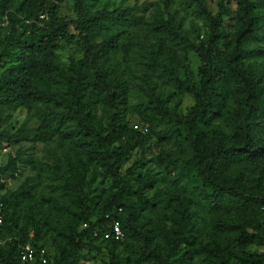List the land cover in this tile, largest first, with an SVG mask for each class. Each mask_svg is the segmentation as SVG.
<instances>
[{
  "label": "rangeland",
  "instance_id": "1",
  "mask_svg": "<svg viewBox=\"0 0 264 264\" xmlns=\"http://www.w3.org/2000/svg\"><path fill=\"white\" fill-rule=\"evenodd\" d=\"M218 1L168 0L166 9L162 0L83 1V16L96 10L135 7L137 20L125 27L121 36L130 47L128 52L105 51L97 57L99 68L116 69L114 78L126 87L124 102L108 104L103 92L92 86L91 71L83 68L87 90L82 105L87 122L103 128L114 116L131 139L132 148L116 170V180L126 188L118 202L121 208L116 211L112 203L113 191L104 168L85 158L88 138L76 129L74 118L64 117L59 126L62 135L41 143L31 139L40 123L33 111L20 105H1L0 134L9 135L22 124L28 131L23 138L2 139L10 151L3 152L0 144V165L12 154L18 170L1 190L13 191L26 178L28 191L24 197L16 194L6 205L8 217L0 226V250L13 238L32 234L55 264H149L143 255L149 250H157L162 258L181 264H220L210 250L211 244L226 255L227 264H264L258 237L238 246L243 255L227 247L240 230L250 232L241 224L261 210L256 199L264 194V154L244 158L229 157L224 152L238 147L237 126L244 122L239 108L245 109L244 103L233 96L230 71L235 66L251 64L261 76L264 64L263 54L249 52L253 48L264 51V29L238 43L234 32L249 11L255 14L257 24L264 26V0H222L224 34L218 41L223 53L219 75L222 101L217 117L206 124L194 121L191 132L142 107L153 95L175 115L188 114L193 97L179 92L174 79L197 82L199 60L194 52L185 50L186 42L197 44L203 40L207 31L203 12L214 14ZM17 2L0 0V39L7 31L2 6L13 10ZM57 3L59 16L65 20L74 18L73 0ZM158 10L163 18L170 17L174 30L152 29V18ZM99 39L98 34H85L89 45ZM232 48L237 55L230 59L227 54ZM81 56L78 40L60 43L53 52L55 62L64 67ZM43 59V54L27 56L33 62ZM10 63L12 59H3L0 71ZM147 64L150 68L143 83L141 77ZM43 115L44 122L53 123L52 111ZM65 133L69 137H64ZM256 136H260L258 132ZM133 163L135 167H130ZM81 203L90 220L99 214L103 220L118 215L122 240L115 244L94 241L73 252L66 240L79 230L83 219ZM188 229L190 237L173 233ZM61 257L65 259L58 261Z\"/></svg>",
  "mask_w": 264,
  "mask_h": 264
},
{
  "label": "trees",
  "instance_id": "2",
  "mask_svg": "<svg viewBox=\"0 0 264 264\" xmlns=\"http://www.w3.org/2000/svg\"><path fill=\"white\" fill-rule=\"evenodd\" d=\"M58 0H18L13 10L2 6L7 25L6 34L0 39V62L3 59H12V63L0 71V106L20 105L27 111H33L40 119V123L31 134V139L37 142L49 141L54 136H61L59 129L64 117H72L75 120L76 129L88 138L85 143L84 155L88 161L101 165L106 171L108 181L111 185L112 203L116 208H121L118 203L126 188L116 180L117 168L124 161L128 150L132 148L131 139L116 117L110 116L101 128L89 124L85 117L82 99L86 95L87 78L83 68L91 71V84L94 88L103 92L104 99L108 104L124 102L126 87L121 85L114 76L116 69L99 68L97 57L105 51H121L126 54L129 45L121 38L125 27L132 25L136 20L134 6L115 7L110 10H96L91 14L82 15L84 0H73L75 16L71 20H65L58 15ZM239 1V0H237ZM245 1V0H244ZM242 3V2H241ZM168 0H162V7L166 9ZM224 6L222 0L218 1L214 14L203 12V19L207 31L203 40L197 44L186 42L185 50L196 54L199 60L197 68L198 80L195 83L183 79H174V86L179 92L189 93L193 97V105L187 115H175L164 108L161 101L153 95L143 104V109L154 115H159L168 122L184 125L187 130L193 131L198 120L202 124L208 123L220 113L222 95L219 90L220 64L223 57L222 50L218 44L224 34L223 27ZM151 27L157 32L172 31L175 29L170 17L163 18L158 10L151 22ZM72 31H71V30ZM264 26L257 24L254 13L247 12L244 21H239L234 34L236 42L248 36L256 30H263ZM87 32L100 35L98 42L87 44L85 34ZM78 40L82 46V56L77 61H71L67 66L57 64L53 58V52L60 43L69 44ZM255 55H264V51L253 48L249 50ZM28 54H43L41 62L27 60ZM237 55L234 48L227 54V58ZM147 64L142 82H146L148 69ZM262 75H257L256 68L251 64L235 66L231 69L232 93L239 103H244L245 109L239 108L243 117V124L237 126L238 147L226 149L229 157L240 155L244 158L259 157L264 154V64ZM46 111H52L53 123L44 122L42 117ZM41 115V116H40ZM199 131V130H198ZM256 132L263 137L256 136ZM28 134L24 124L20 125L9 135L0 134L1 146H7L2 139L16 140L26 137ZM67 134V135H66ZM64 135V134H63ZM64 137H69L65 133ZM214 141H218L214 138ZM9 148V147H8ZM10 151V150H9ZM8 151V152H9ZM6 152V153H8ZM4 164L0 165V175L17 176V167L14 162L16 156H6ZM133 163L130 167H135ZM4 184H0L2 188ZM28 191V179H23L13 191H2L0 201L2 203V226L8 217L6 205L12 201L16 194L26 196ZM78 193L80 189L78 188ZM260 211L253 214L252 218L242 222V226L250 229V232L240 230L237 236L232 237L227 244L229 250H238L241 243L249 242L255 237L264 243V194L256 199ZM83 219L79 222V230L67 237V244L73 252L81 247L88 246L94 241L118 243L119 241L103 240L92 235V227L105 225L108 220L115 218L121 223L118 215L113 214L106 220L101 214L94 220L88 218L85 206L81 203ZM185 210V207L181 211ZM115 211V212H116ZM103 221V222H102ZM86 222V227L81 223ZM173 233L184 234L190 237L188 230H174ZM30 242L35 247L43 246L37 244L32 234L23 238H13L6 247L0 250V264H25L19 260L20 246ZM210 250L220 259V264L226 263V255L216 249L214 244ZM109 259L112 254L109 251ZM264 255V252H261ZM143 255L149 264H181L178 260H166L160 256L157 250L143 251ZM61 257L58 261L64 260ZM112 262V261H110ZM49 256V264H55Z\"/></svg>",
  "mask_w": 264,
  "mask_h": 264
},
{
  "label": "built area",
  "instance_id": "3",
  "mask_svg": "<svg viewBox=\"0 0 264 264\" xmlns=\"http://www.w3.org/2000/svg\"><path fill=\"white\" fill-rule=\"evenodd\" d=\"M3 152H8V146H1ZM10 176L0 175V184H5L10 180ZM2 190L0 187V194ZM119 210V208H118ZM2 203L0 201V223L2 222ZM87 223L82 222L81 227H86ZM92 235L103 240L119 241L123 238L122 231L117 219L108 220L105 225L93 226ZM260 251L264 252V243L260 245ZM19 260L25 264H49V254L44 246L35 247L30 242H26L20 246Z\"/></svg>",
  "mask_w": 264,
  "mask_h": 264
}]
</instances>
